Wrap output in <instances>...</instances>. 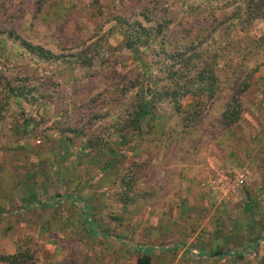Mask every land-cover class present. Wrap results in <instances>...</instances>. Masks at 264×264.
Returning a JSON list of instances; mask_svg holds the SVG:
<instances>
[{"label":"rangeland","instance_id":"374dc122","mask_svg":"<svg viewBox=\"0 0 264 264\" xmlns=\"http://www.w3.org/2000/svg\"><path fill=\"white\" fill-rule=\"evenodd\" d=\"M247 2L0 0L2 85L7 79L22 78L20 81L32 88L26 89L25 98H13L4 107L0 118V152L8 156L11 165L17 166V154L33 149L42 154L60 153L66 140L69 152L82 153L89 132L102 138L108 144L89 147L94 153H101L99 156L106 164L104 178L99 175L103 179H99L101 184L106 185L104 215L118 218L121 224L113 220L108 223L102 217V224H108L98 227L112 233L116 228H128L126 221L136 217L130 227L136 232L116 244H128L129 248H132L129 244L141 247L150 244L148 238L156 235L152 234L149 221L156 214L149 207L176 199V194L171 193L181 168L190 164L195 153L197 160L204 162L203 156L209 155L223 130L244 116L246 104L258 101L260 90L264 103V8L257 10ZM139 23L146 32L139 29ZM128 26H133L137 35L132 49L122 44L121 33ZM24 42L64 56L41 58L29 52ZM79 54L82 57H77ZM83 58L85 64L81 65ZM201 70L206 79L216 76L211 94L198 90ZM120 84L126 85L129 92L122 94ZM145 85L154 92L168 88L169 93L172 90L178 93L174 98L161 92L154 95L151 112L141 121L139 133L130 134V138L134 136L130 142L117 143V126L121 127L127 118L125 112H120L122 105L130 101L136 104L137 96H145ZM233 96L242 111L236 122L225 125L221 114ZM146 98L152 100L150 95ZM56 121L58 126L62 123L82 131L63 134L55 129ZM99 160L100 168L102 159ZM4 164L3 168L0 166L1 190L9 184L7 176L12 171ZM89 167L97 168L95 164ZM15 171L19 178L17 168ZM12 173L15 174L14 170ZM238 178L244 184V176L239 174L233 178L232 187H238L235 184ZM16 187L13 189L17 191L22 188ZM157 212L161 216V210ZM5 223L0 220V239H4L0 245L10 244L6 234L20 232L11 243L15 250L29 252L33 264H81L86 260L84 252L87 254L102 243L81 240L82 225L59 228V233L71 235L56 239L59 235L53 233L57 231L54 225L38 228L27 222V229L20 230L16 224ZM193 226L188 231L191 236L196 231ZM134 236H138L137 240ZM168 243L176 242L153 241L160 247ZM181 243V249L197 246L193 240ZM248 248L242 256L232 255L216 264H264V241L253 242L252 248ZM191 253L194 260L198 259L196 252ZM88 254L90 264H99L104 259L96 249Z\"/></svg>","mask_w":264,"mask_h":264},{"label":"crops","instance_id":"0c3cea01","mask_svg":"<svg viewBox=\"0 0 264 264\" xmlns=\"http://www.w3.org/2000/svg\"><path fill=\"white\" fill-rule=\"evenodd\" d=\"M257 97L256 103L246 104V113L234 126L223 130L219 142L214 141L209 155L201 160L204 162L198 161V154L193 153L190 164L181 168L171 193L176 194V199L149 207L156 214L149 221L152 234L156 236H150V244L143 248L135 244H129L132 246L129 248L123 242L122 245L126 246L116 244L124 241L126 235L136 232L130 228L136 217L126 221L128 228H116L112 233L98 227L107 223L102 224V217L108 223L113 220L121 224V221L104 215L106 185L100 180L104 178L106 164L99 156L101 153H94L85 142L82 153L69 152L66 140L65 147L59 144L60 153L42 154L33 149L26 154H17V166L11 165L8 156L0 152V166L3 168L6 163L15 173L10 172L7 176L9 184L0 189V220L2 223L6 221V226L16 224L20 230L27 229V222L38 228L57 226V231L53 232L55 236L59 235L56 239L71 235L69 232L64 235L59 233V228L65 230L68 225H82L81 240L102 243L93 246L87 254L84 252L86 260H82L81 264H90L91 255L88 253L93 254L95 249L104 255L99 264H138V259L142 257L138 255L148 256L149 264H216L230 258L234 249L245 248L247 252L253 242L264 241V103L260 100L263 98L261 90L257 92ZM99 158L102 159L100 168ZM92 164L97 168H90ZM182 165L185 166L184 163ZM15 168L20 173L19 178ZM233 174H242L244 184L232 187L236 177ZM18 185L22 188L14 190L15 186L18 189ZM13 193L17 195L14 197ZM159 209L161 216L157 212ZM168 211L173 214H168ZM88 225L95 227V231L90 232ZM193 225L196 231L191 236L188 231ZM158 229L160 232L156 231ZM19 233L6 234L10 244L5 247L0 245V251L13 253L15 246L11 239ZM137 238L134 236V240ZM187 240L195 241L196 248L181 249L179 243ZM1 241L4 239H0V244ZM153 241L176 243L160 247ZM173 247L177 249L173 250ZM146 248L148 251H144ZM191 252H196L198 259L194 260ZM216 252L225 254V257L207 258Z\"/></svg>","mask_w":264,"mask_h":264},{"label":"trees","instance_id":"16d2710c","mask_svg":"<svg viewBox=\"0 0 264 264\" xmlns=\"http://www.w3.org/2000/svg\"><path fill=\"white\" fill-rule=\"evenodd\" d=\"M248 6H254L256 7L257 10H262L264 8V0H248ZM264 15V14H262ZM138 27L140 30H142L143 32H146V28L141 25L140 23L138 24ZM122 37H123V41L122 44L123 46H125L126 48L132 49L134 44H135V37H137L136 35V30L133 26H128L127 31L124 30L122 31ZM26 49L31 52V53H36L38 55H40L39 57L41 58H45V59H50L53 57H63L64 55H57L54 54L53 52L45 49L42 46L39 45H33L29 42H24ZM182 53H175L174 55H181ZM170 56H173V54H170ZM77 57H82V54H79V56ZM85 59H82V63L81 65L85 64ZM202 71V70H201ZM199 78V77H198ZM216 79V76L211 78V79H206L204 77L203 71L200 72V84H199V91H206L207 93L211 94L212 93V87H213V81ZM20 80H23L22 78H17L14 80H5L4 84L2 85L1 79H0V85L1 86V95H0V118L2 117V111L4 109V107H6L9 103V101L13 98H25L27 91L26 89L28 88L27 84ZM18 81H20L21 83H18ZM30 91L32 90V88H28ZM120 92L122 94H125L126 92H129L128 87L125 85H121L120 84ZM161 92V94H165L172 98H174L176 96V94L178 93L176 90H172L169 93L168 88H160L158 90H156L155 92L152 91V89L150 88L149 85H145V89H144V93L145 96H137V94H135V96L138 97L137 99V103L134 104L133 101H130L128 103H126L125 105H122L124 108L120 111L124 114V112L127 115V118L124 119L123 124L120 126H117L118 129L116 131V138H118V141H122V142H130L131 138H133L134 136H132L131 138L129 137L130 134H133L134 132L139 133L141 127H140V123L141 121L150 114V105L151 102L153 101V96L154 95H158ZM187 92H194L193 90H187ZM154 93V94H153ZM147 95H150L152 100H147ZM241 107H240V103L236 100V96L232 97V100L227 104V106L225 107V109L223 110L222 114H221V119H222V123H224L225 125H230L234 122H236L238 120V118L240 117L241 114ZM119 116V114H118ZM58 121L55 122V129L57 131H60L63 134H67L66 132L68 131H75L80 133L82 130H79L78 127L75 128H71L70 126H64L62 125V123L60 124V126H58L57 124ZM99 134V133H98ZM88 145L92 148H96L99 147L101 148L104 144H106V141H103L102 138L99 137H95L94 134L92 132H89L88 134ZM116 141V140H115ZM112 143V142H111ZM108 144V143H107ZM0 150H1V145H0ZM90 232L95 231V227L93 228L92 225H88ZM143 248V247H142ZM148 248H146V250L144 251H148ZM176 247H173V250H176ZM244 249H236L234 250V252L232 253L233 257L235 256H242L244 254ZM225 254H219V252H216L215 254H211L210 256H208L207 258H216V259H221L224 258ZM229 255V254H228ZM230 255V256H232ZM206 258V256L204 257ZM33 261L31 260V256L29 255V252L27 251H22L20 248H17L13 253H0V264H33ZM138 264H149V257L148 256H142L141 258L138 259Z\"/></svg>","mask_w":264,"mask_h":264},{"label":"built area","instance_id":"2783aa9c","mask_svg":"<svg viewBox=\"0 0 264 264\" xmlns=\"http://www.w3.org/2000/svg\"><path fill=\"white\" fill-rule=\"evenodd\" d=\"M243 184V179L242 178H238L236 180V185H242Z\"/></svg>","mask_w":264,"mask_h":264}]
</instances>
